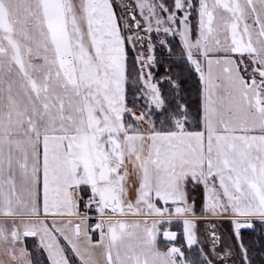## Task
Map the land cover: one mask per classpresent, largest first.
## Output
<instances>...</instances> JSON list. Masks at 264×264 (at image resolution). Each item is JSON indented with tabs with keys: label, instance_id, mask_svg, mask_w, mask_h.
<instances>
[{
	"label": "snow or ice",
	"instance_id": "snow-or-ice-1",
	"mask_svg": "<svg viewBox=\"0 0 264 264\" xmlns=\"http://www.w3.org/2000/svg\"><path fill=\"white\" fill-rule=\"evenodd\" d=\"M0 264H264V0H0Z\"/></svg>",
	"mask_w": 264,
	"mask_h": 264
}]
</instances>
